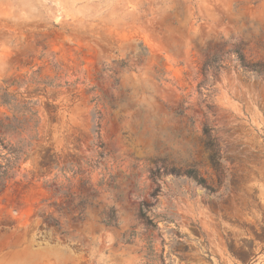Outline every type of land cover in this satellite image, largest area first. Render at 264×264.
Here are the masks:
<instances>
[{
  "label": "rangeland",
  "instance_id": "374dc122",
  "mask_svg": "<svg viewBox=\"0 0 264 264\" xmlns=\"http://www.w3.org/2000/svg\"><path fill=\"white\" fill-rule=\"evenodd\" d=\"M0 1V96L33 102L37 123L4 135L29 147L0 185V264H264V77L234 58L264 63V0ZM214 58L225 70L207 95ZM13 115L27 113L0 99V120Z\"/></svg>",
  "mask_w": 264,
  "mask_h": 264
},
{
  "label": "trees",
  "instance_id": "16d2710c",
  "mask_svg": "<svg viewBox=\"0 0 264 264\" xmlns=\"http://www.w3.org/2000/svg\"><path fill=\"white\" fill-rule=\"evenodd\" d=\"M144 56L145 55L143 54L138 55L137 59L139 60L141 57ZM234 58L237 63V66L244 75L247 76L253 74L256 76L264 77V63L256 62L254 64H249L245 60L244 56L238 52H234ZM225 63L226 60L224 58H218V59L214 58L205 62V64L202 67L203 80L197 86L199 91L205 90L207 92L206 94L207 95L209 94L212 86L207 84V74L211 73L216 76L219 75L222 71L225 70ZM120 67L121 68L126 67V63H121ZM116 83L117 80L114 79V85ZM0 99L2 105L8 107L9 110H11L13 113H19L21 110H24L28 115V117L27 115H22L21 118H17L15 117V115H13L11 117H5L3 120H0V146L2 148H6L9 155V158L6 160L5 164L3 166L0 165V185L3 186L2 189H5L8 180L12 176V171L14 170L16 165L22 160V157L25 155V149L29 147V144L22 139L15 146L4 145V135L16 134L19 137H21L22 134L26 132L29 133L31 131L33 132L37 127V123L34 120V117L36 116V112H33L31 110V106L34 105L33 102L31 103V102L19 101L16 99L14 95H10L9 93H7L6 90H4V92L0 96ZM97 101L98 98L92 99V102H97ZM207 109L209 111H212L213 107L207 106ZM100 122H101L100 112L94 111L93 113L94 125L92 129V133L94 137L93 144L96 150H98L99 159H101L103 156V152H102L103 144L100 140V130H101ZM31 123H32V129L29 127ZM203 134L206 138L204 143V148L208 152V161L212 169L216 173H219L221 169L220 147L218 146L216 139L212 136V129L205 126L203 129ZM39 167L45 171L57 167V165L55 164V155L52 154L50 150L44 151V153L41 155ZM183 176L194 182L197 186L206 189L205 180L202 177L198 176L195 170L193 169L186 170L183 173ZM57 189H58V194L61 196V199L63 201L67 200V198L69 197L71 198L68 192H61V187H58ZM78 200H79L78 203L75 205V210H83L85 205L87 204L88 199L86 197H82L81 195H78ZM142 216L145 217L146 214H143ZM146 221L148 225L154 228V226L151 224V222L148 219H146ZM44 222L47 224L55 225V222H53V220H51L50 218H46ZM262 235L264 236V226L262 227ZM230 251L233 253L232 248H230ZM240 260L244 262V259H240Z\"/></svg>",
  "mask_w": 264,
  "mask_h": 264
},
{
  "label": "bare ground",
  "instance_id": "6f19581e",
  "mask_svg": "<svg viewBox=\"0 0 264 264\" xmlns=\"http://www.w3.org/2000/svg\"><path fill=\"white\" fill-rule=\"evenodd\" d=\"M64 1H65V3H64ZM66 1L67 0H62V2L64 3V5H66L67 4V6H68V8H67V11L69 10V12H71L72 11V8L68 5V2L66 3ZM1 2V1H0ZM1 4H4V3H1ZM77 12L78 11H80V10H76ZM12 13H14V10L12 11ZM14 15V14H13ZM115 18V17H114ZM122 21V20H121ZM115 22H117V21H114V23ZM118 23H120V22H118ZM117 23V24H118ZM129 262V261H128ZM130 263V262H129ZM129 263H127L126 261H121V262H114L113 264H129Z\"/></svg>",
  "mask_w": 264,
  "mask_h": 264
}]
</instances>
